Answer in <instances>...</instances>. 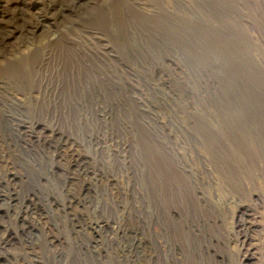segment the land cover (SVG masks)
Masks as SVG:
<instances>
[{
	"label": "rangeland",
	"instance_id": "rangeland-1",
	"mask_svg": "<svg viewBox=\"0 0 264 264\" xmlns=\"http://www.w3.org/2000/svg\"><path fill=\"white\" fill-rule=\"evenodd\" d=\"M0 19V120L33 154L43 130L68 139L34 170L0 132V187L91 201L65 218L46 200L8 264H264V0H0ZM73 217L108 227L77 235Z\"/></svg>",
	"mask_w": 264,
	"mask_h": 264
},
{
	"label": "bare ground",
	"instance_id": "bare-ground-1",
	"mask_svg": "<svg viewBox=\"0 0 264 264\" xmlns=\"http://www.w3.org/2000/svg\"><path fill=\"white\" fill-rule=\"evenodd\" d=\"M0 21H2V19H0ZM43 38L44 37H42V36H39L37 38H30L29 37V39L31 41H33L34 46L36 45V43L40 44V42L42 41ZM75 41H77V40H75ZM72 42H74V41H72ZM36 51H39V47L37 45L35 46V48L33 50H31V52H30L31 55H29L31 57L30 59H32V55H35ZM42 53H44V51H42ZM12 54L13 53L10 51L9 55L11 56L10 57L11 60H13L16 57H19L18 55H12ZM44 63H45V57L43 56V58H41L39 64L32 63L31 67H33L36 70L37 68H40V66H42ZM243 98H245V96ZM2 105H3L2 107H5V108L8 107L11 111L15 110V113H17V108L14 109V105L12 103H10L9 105L7 103L6 104L3 103ZM5 113L3 114V117L0 120V132L4 135L9 136L13 140L15 146L22 147L21 136L22 135L33 136L34 133H33V131H28L26 129V127L22 124H19V123L14 124L12 117L6 115ZM3 120L7 121V124H8L7 126L2 124ZM41 134H42V136L39 137V139L37 140V144H36V146H38V149H39L38 153L33 154V152H32L33 149H29V148L27 149L25 147H22V150H20L21 148L19 149L21 156H23L25 158V160L28 161L29 166L32 167V169H34V170H40V164L43 160L42 156L44 155V152L51 150L56 154L57 152L64 150L67 147V143H68V139H66L62 134L54 132L53 129L50 132L43 130V132H41ZM73 145L75 147H79L80 149H81V147H83L82 144L76 143L75 141H73ZM84 145L89 146L91 149H94L96 151L99 150V148H103L102 150L110 151V148H111V144L109 145L108 142H105V141L102 142L97 138L96 139L88 138L86 140V142L84 143ZM125 145H126V143L123 144L124 148H125ZM24 148L27 149L28 151L27 150L25 151ZM26 152H29L28 155L24 154ZM116 155H118V154H116ZM110 165H111V163H110ZM77 168H78V171H80L82 173H86L89 177L91 176L92 181L96 182L95 171L93 172V170L88 167V161L86 159L80 161L77 165ZM39 181L40 180L38 179V182ZM49 199L46 198V200L48 201L46 203L48 206V210L52 213H54V210H56V212H59V214H62L63 217H65V218L69 217L70 214H72L74 212V211H72L74 206H76L78 209H87L91 205V201L87 200V198L84 200H73L72 202L63 203L59 206H54L53 203L51 201H49ZM46 200L41 198L40 194H38L36 191H34L32 193V195H29V194L24 195V194H21L20 190L18 191L16 189H13L10 187H0V230L3 229V230L7 231L8 227H7L6 223L8 221H10V226H12L13 227L12 229L14 230V231H12V230L9 231L3 237L0 236V264H8L6 261L7 259H5L7 257H5L4 254L5 255L8 254V251L11 248L13 243H15V242H19V244L21 242L31 243V241L34 238L33 237L34 231L38 227L37 221L34 218L36 215L40 216L41 214H43V212L41 210H42V206L44 205V202ZM29 222H30V224H29ZM62 225H64V224H62ZM67 227H71V230L73 232H75L77 235H80L82 232H86L89 229L94 234L95 233L97 234L102 229L107 228L108 224L103 222V221L81 223L79 221H76L75 217H73L70 220V225H67ZM121 235H122L123 240H125V242H124L125 245L123 247L124 253H128V252L132 251V252H137V253L141 254V252L145 248V246H144L145 244L136 232H130V233L121 234ZM97 243H98V241H94L93 243L88 244L85 247V249L81 245L79 248H80V250H86V252H89V253L100 254L101 249L98 247ZM52 255H54V254H52ZM33 264H46V263H44L42 261H34ZM53 264H61V259L55 257Z\"/></svg>",
	"mask_w": 264,
	"mask_h": 264
}]
</instances>
